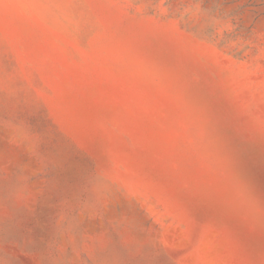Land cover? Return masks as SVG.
I'll use <instances>...</instances> for the list:
<instances>
[{"label": "rangeland", "instance_id": "374dc122", "mask_svg": "<svg viewBox=\"0 0 264 264\" xmlns=\"http://www.w3.org/2000/svg\"><path fill=\"white\" fill-rule=\"evenodd\" d=\"M0 264H264V0H0Z\"/></svg>", "mask_w": 264, "mask_h": 264}]
</instances>
